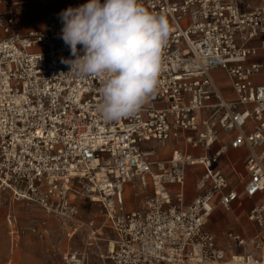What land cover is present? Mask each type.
I'll return each mask as SVG.
<instances>
[{"label": "built area", "instance_id": "2783aa9c", "mask_svg": "<svg viewBox=\"0 0 264 264\" xmlns=\"http://www.w3.org/2000/svg\"><path fill=\"white\" fill-rule=\"evenodd\" d=\"M36 2L44 25L26 34L15 28L14 4H0V189L85 232L84 249L63 264L93 257L101 264H264V84L256 82L264 64L249 62L264 50V3L141 0L170 23L159 87L137 115L108 122L97 111L101 80L78 78L61 63L74 57L59 37L58 14L88 0ZM217 70L235 101L222 95ZM221 130L232 138L210 154ZM170 146V157L160 159ZM242 147L248 178L239 192L220 159ZM195 166L205 170L202 192L186 204L187 170ZM135 181L152 192L127 211L124 186ZM258 195L247 214L257 234L229 232L228 248L220 246L205 229L214 211ZM81 202L97 205L102 221L84 224Z\"/></svg>", "mask_w": 264, "mask_h": 264}, {"label": "clouds", "instance_id": "9594fccd", "mask_svg": "<svg viewBox=\"0 0 264 264\" xmlns=\"http://www.w3.org/2000/svg\"><path fill=\"white\" fill-rule=\"evenodd\" d=\"M58 19L59 37L74 57H62L61 63L78 78L101 80L102 118L114 122L137 115L159 87L168 18L141 0H88L62 10Z\"/></svg>", "mask_w": 264, "mask_h": 264}, {"label": "rangeland", "instance_id": "374dc122", "mask_svg": "<svg viewBox=\"0 0 264 264\" xmlns=\"http://www.w3.org/2000/svg\"><path fill=\"white\" fill-rule=\"evenodd\" d=\"M17 20L21 28L32 29L41 25V14L38 8L31 7L22 10ZM197 170L201 177L202 168ZM197 181L195 178L188 181L187 187L192 195L198 194ZM151 192L150 184L145 192L138 181L127 183L124 186L125 209L133 211L141 208L144 198ZM80 209L84 224L91 220L102 221L97 205L81 202ZM219 217L224 218L222 215ZM233 220L228 225L224 222L217 224L214 217L206 225V229L215 234L219 244L225 248L229 245L227 233L230 228L250 223L247 214L240 210L236 211ZM221 238L224 242H221ZM85 242L86 236L82 229H76L70 224L64 226L36 204L17 200L12 192L0 189V264H63V257L69 252L83 250Z\"/></svg>", "mask_w": 264, "mask_h": 264}, {"label": "crops", "instance_id": "0c3cea01", "mask_svg": "<svg viewBox=\"0 0 264 264\" xmlns=\"http://www.w3.org/2000/svg\"><path fill=\"white\" fill-rule=\"evenodd\" d=\"M2 1L3 2L10 1L14 4L15 28L18 32H20L22 34H26L29 31L39 30V29L43 28V25H44L43 10H42V7L40 6V4H38L36 2V0H0V2H2ZM252 3H253L252 4L253 6H257V5L263 4L264 0H253ZM31 7L38 8V10L41 14V25L39 27H35L32 29L21 28L18 25L17 16L22 12V10H27L28 8H31ZM262 39L263 38H259L255 41H253L251 43V46L252 47H259ZM249 62L264 64V50H259L258 55L250 58ZM212 75H213V78L215 79L222 95L227 100L235 101L236 100V94L234 93L225 72H223L221 70H217V71L213 72ZM217 77L219 80L217 79ZM224 80H226V82ZM256 82L264 84V77H259L256 80ZM204 114H205L204 112L200 113L199 117H202ZM231 138H232V134L221 130L219 132V141L216 142V144L212 147V149L210 150V154L214 153L222 145L227 144ZM172 148L173 147L170 146L168 148L162 149L160 156H159L160 159H168L170 157ZM190 153L196 157L201 156L203 154L202 150H190ZM248 154H249L248 150L244 147L239 148V149L228 148L227 151L225 152V154L220 159V165H221V168H222V170H223V172L227 178L229 186L232 189H235L239 192H241L243 190L244 184L248 178L246 170H245V160L248 157ZM197 168H202V170H203V175L201 177H199L200 173L197 170ZM204 174H205V170L202 166H195V167H191L190 169L188 168L186 184H185L186 204L192 203L196 199V197H198L200 195V193L202 192L200 190V185H201L200 183H201V179L204 176ZM194 178L198 180L197 182L199 184V186L197 187V190H198L197 195H192L191 191L187 187L188 181L190 179H194ZM260 199H261V195H258L253 199L244 200L241 205L239 203H234L232 205L231 210H226L222 207H218L214 211L212 216L210 217V220H212V218L215 217L217 224H220V222H224L226 225H228L230 222L234 221L233 217H234V214L236 213V211L240 210L242 213L248 214V211L257 202H259ZM220 215H222L224 218L220 219V217H219ZM228 216H230V217H228ZM230 218H232V219L230 220ZM250 223L249 224L247 223L245 225H241V227L240 226H237V227L233 226L232 228H230L229 232L239 234L242 237L247 238V239L251 238L257 234L258 230L253 223H251V224ZM205 229H206V227H205ZM207 231H209V230H207ZM221 242H224L223 238H221ZM227 242L229 243L228 238H227ZM218 244H219V242H218ZM219 245L224 247L221 244H219ZM236 251L241 252V250H236ZM95 262H99V260L95 261V259H93L91 264H94ZM99 264H101V263L99 262Z\"/></svg>", "mask_w": 264, "mask_h": 264}, {"label": "bare ground", "instance_id": "6f19581e", "mask_svg": "<svg viewBox=\"0 0 264 264\" xmlns=\"http://www.w3.org/2000/svg\"><path fill=\"white\" fill-rule=\"evenodd\" d=\"M217 79H218V77H217ZM218 80H219V79H218ZM224 81L226 82V80H224ZM220 82H221V81H220ZM222 82H223V81H222ZM225 82H224V83H225ZM189 169H190V168H189ZM144 199H145V198H144Z\"/></svg>", "mask_w": 264, "mask_h": 264}]
</instances>
